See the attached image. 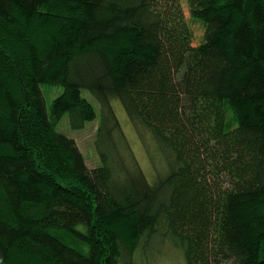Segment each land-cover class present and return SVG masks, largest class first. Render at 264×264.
Segmentation results:
<instances>
[{"label": "trees", "instance_id": "1", "mask_svg": "<svg viewBox=\"0 0 264 264\" xmlns=\"http://www.w3.org/2000/svg\"><path fill=\"white\" fill-rule=\"evenodd\" d=\"M185 1L0 0V264H264V0Z\"/></svg>", "mask_w": 264, "mask_h": 264}, {"label": "rangeland", "instance_id": "2", "mask_svg": "<svg viewBox=\"0 0 264 264\" xmlns=\"http://www.w3.org/2000/svg\"><path fill=\"white\" fill-rule=\"evenodd\" d=\"M186 11L191 7L190 2L185 1ZM57 91L54 89L51 91V96ZM90 99L96 104L93 97L84 92ZM52 98L48 99V104ZM97 110L99 107L96 104ZM116 113L121 121L128 141L134 151L136 158L145 172L154 178L156 173L163 170L166 167V162L162 156L159 155L155 144L153 143L150 135L139 134L135 126L130 121L125 109L120 102L115 103ZM230 121L233 123V113L230 112ZM99 125V119L88 122L82 129H72L68 123V119L65 118L60 126L63 130L67 131L73 136L81 150L86 156L87 163L93 166L98 163L99 156L95 147V134ZM144 259V258H143ZM141 264H187L184 258L182 249L175 246L172 242L159 243L149 253L147 259L143 260Z\"/></svg>", "mask_w": 264, "mask_h": 264}]
</instances>
